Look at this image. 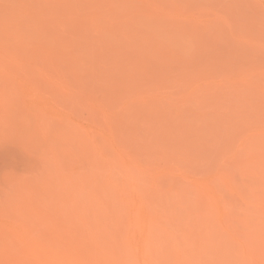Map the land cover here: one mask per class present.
Segmentation results:
<instances>
[{"label": "rangeland", "instance_id": "374dc122", "mask_svg": "<svg viewBox=\"0 0 264 264\" xmlns=\"http://www.w3.org/2000/svg\"><path fill=\"white\" fill-rule=\"evenodd\" d=\"M0 148V264H264V0H0Z\"/></svg>", "mask_w": 264, "mask_h": 264}, {"label": "bare ground", "instance_id": "6f19581e", "mask_svg": "<svg viewBox=\"0 0 264 264\" xmlns=\"http://www.w3.org/2000/svg\"><path fill=\"white\" fill-rule=\"evenodd\" d=\"M21 128V127H20ZM20 128L18 129V130H20ZM18 130H14V131H18ZM15 134V133H14ZM19 134H20V132H19ZM19 134H16V135H19ZM12 135V134H11ZM14 136V135H13ZM13 144V143H12ZM4 146V145H3ZM6 148H7V145L5 146ZM2 148V147H1ZM0 148V149H1ZM10 148V147H9ZM14 146L10 149V151H9V149H8V152H4L5 153V155L8 153V162H13V163H18V156L16 155L18 152L17 151H19V149H17V148H15V149H17V151L16 152H14L13 150H14ZM13 149V150H12ZM6 150V149H5ZM2 152H3V150H2ZM4 153H3V155H4ZM7 157V156H6ZM5 158V157H4ZM7 160V159H6ZM7 162V161H6ZM7 162V163H8ZM9 164V163H8Z\"/></svg>", "mask_w": 264, "mask_h": 264}]
</instances>
